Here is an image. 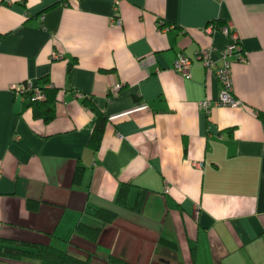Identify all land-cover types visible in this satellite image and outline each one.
I'll list each match as a JSON object with an SVG mask.
<instances>
[{"label": "crops", "instance_id": "0c3cea01", "mask_svg": "<svg viewBox=\"0 0 264 264\" xmlns=\"http://www.w3.org/2000/svg\"><path fill=\"white\" fill-rule=\"evenodd\" d=\"M223 26L248 60L232 66L243 106L205 111L221 86L196 53L221 66ZM46 76L60 89L50 123L12 90ZM85 97L108 119L98 151ZM122 184L130 205L146 190L140 211L117 204ZM99 210L118 219L94 244L75 229ZM0 239L89 264H264V0H0Z\"/></svg>", "mask_w": 264, "mask_h": 264}, {"label": "trees", "instance_id": "16d2710c", "mask_svg": "<svg viewBox=\"0 0 264 264\" xmlns=\"http://www.w3.org/2000/svg\"><path fill=\"white\" fill-rule=\"evenodd\" d=\"M54 7V6H53ZM52 8V7H51ZM39 91L44 95L43 99H38L35 92ZM60 89L51 84L49 77H43L38 81L36 87L24 94V101L26 105L33 110L34 116L43 120L45 123H50L56 117V105L59 101ZM83 104L97 117V123L93 130L89 141V148L93 151H98L102 142L107 118L99 111L94 102L85 97ZM82 168L79 170V178L82 176ZM132 185L122 184L117 195L116 202L120 206L129 209L140 211L143 196L146 190H142L134 205H130L128 197ZM95 220L99 225L93 226L90 224L80 223L76 227V234L84 239L96 244L103 231V227L113 224L118 215L108 210H99L94 214ZM31 260L39 262V264H89L90 258L80 259L65 251L62 247L29 243L23 241H14L8 239H0V264H14L13 262ZM107 264H130L124 259L109 256Z\"/></svg>", "mask_w": 264, "mask_h": 264}, {"label": "built area", "instance_id": "2783aa9c", "mask_svg": "<svg viewBox=\"0 0 264 264\" xmlns=\"http://www.w3.org/2000/svg\"><path fill=\"white\" fill-rule=\"evenodd\" d=\"M120 0H115L116 3H119ZM218 2H223L225 0H215ZM113 23L118 26L122 25V21L117 15L113 19ZM159 28L163 31H167L169 27L165 24V21H161L158 23ZM207 33L212 34L216 27L212 25L208 27ZM229 39V44L227 48L221 52V58L223 60V64L219 67H214L209 63V57L213 52L212 48L202 49L196 53V59L200 61L205 67L211 68L221 86V92L219 98L217 100L206 99L200 103L201 109L205 111H209L215 107H228V108H239L243 106V103L237 99L233 93V76H232V66L234 62L246 63L247 57L243 53L242 43L239 38L237 31L231 26H223L220 29ZM55 59H59L61 56L58 54H53ZM194 60L185 55H179L175 61L174 70L181 74L183 77H189L190 71L193 66ZM32 85H14L12 86V90L16 95L22 96L24 99V94L30 90H32ZM119 87H115L117 90ZM35 96L38 99H43L44 95L41 92L36 91ZM196 167H200V164H196Z\"/></svg>", "mask_w": 264, "mask_h": 264}]
</instances>
